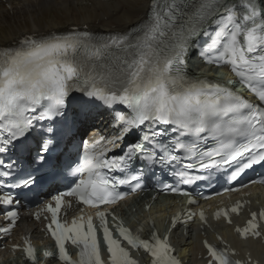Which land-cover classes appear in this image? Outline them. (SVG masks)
<instances>
[{"label":"snow or ice","instance_id":"snow-or-ice-1","mask_svg":"<svg viewBox=\"0 0 264 264\" xmlns=\"http://www.w3.org/2000/svg\"><path fill=\"white\" fill-rule=\"evenodd\" d=\"M150 10L149 22L131 33L106 39H95L87 32L47 38L25 35L16 47L0 51V153L11 146L24 161L21 171L16 173L19 179L15 187L31 190L51 180L68 178L60 160L52 158L53 141L42 140L33 155L27 134L34 120L64 117L66 101L73 91L91 98L81 99L82 106L99 100L107 105L120 103L130 110L127 115L115 117L123 135L111 141L113 146L132 132L142 130L137 141L125 145L119 155L108 157L104 152H93L86 157L69 174L83 177L87 172V178L79 179L67 192L55 196V206H46L51 213L47 228L59 246V258L69 264L105 262L92 216L87 220L73 218L70 225L58 219L65 195L97 209L111 264H138L123 241L150 253L151 264H181L171 255L174 250L168 238H161L158 233L151 234L152 240L141 239L134 237L129 228L118 225L120 239L114 238L108 226V213L99 210L100 205L123 199L126 193L119 190L122 185L135 182V189L142 187L140 180L145 172L134 167L137 161L145 167H171L183 165L185 159L191 158L195 163L188 164L187 169L223 167L238 160L242 168L264 163V0H245L241 5L233 0H168L163 8L161 0H152ZM205 25L215 26L211 43L203 52L209 57L206 62L229 63L255 93L256 101L221 82L186 76L185 57L196 46L198 36L209 35ZM169 131L173 133L170 138ZM186 135L196 142L183 143L181 137ZM209 139L216 147L201 151L200 144ZM20 167L18 161L5 165L0 160V168L4 169L0 171V187L5 185L3 177L13 176ZM239 171L236 169L231 179H236ZM116 172L120 175H110ZM176 175L179 183L201 179L189 175L187 170ZM165 187L178 191L170 185ZM189 202L196 203L194 199ZM0 205L9 206L4 210L8 226H0V235L7 236L19 218L14 207L19 201L10 193L0 194ZM240 207L237 204L230 211L238 212ZM221 214L227 217L229 211L222 209L216 216ZM194 215L190 213L189 218ZM259 215L264 217V211ZM200 216L205 219L203 212ZM176 221L173 217V225ZM258 228L257 213H252L247 226L237 231L259 236ZM66 241L79 246L78 260L68 254ZM207 247L219 264H241L231 260L227 250L219 251L210 244ZM26 254L36 260L30 242Z\"/></svg>","mask_w":264,"mask_h":264},{"label":"bare ground","instance_id":"bare-ground-1","mask_svg":"<svg viewBox=\"0 0 264 264\" xmlns=\"http://www.w3.org/2000/svg\"><path fill=\"white\" fill-rule=\"evenodd\" d=\"M151 0H17L14 10L0 6V44L18 41L25 33L87 25L91 29L109 28L126 30L144 18ZM29 225H33L29 222ZM28 227V228H31ZM33 232L37 231L31 228ZM199 235L191 230L188 237H181L182 254L192 261L199 253ZM251 243V242H250ZM238 244V241L235 242ZM259 253L264 245L252 242ZM255 255V252H252ZM11 256L0 257V262L11 264ZM1 264V263H0Z\"/></svg>","mask_w":264,"mask_h":264},{"label":"rangeland","instance_id":"rangeland-1","mask_svg":"<svg viewBox=\"0 0 264 264\" xmlns=\"http://www.w3.org/2000/svg\"><path fill=\"white\" fill-rule=\"evenodd\" d=\"M12 259H13V258L11 257V258H10V260H12ZM0 263H1V264H5V262H4V261H3V262H0Z\"/></svg>","mask_w":264,"mask_h":264}]
</instances>
